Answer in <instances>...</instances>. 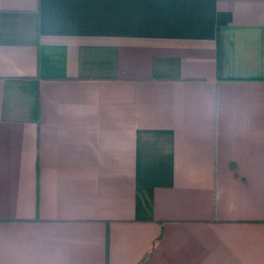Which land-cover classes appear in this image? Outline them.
Wrapping results in <instances>:
<instances>
[{"label":"crops","instance_id":"1","mask_svg":"<svg viewBox=\"0 0 264 264\" xmlns=\"http://www.w3.org/2000/svg\"><path fill=\"white\" fill-rule=\"evenodd\" d=\"M0 264H264V0H0Z\"/></svg>","mask_w":264,"mask_h":264}]
</instances>
